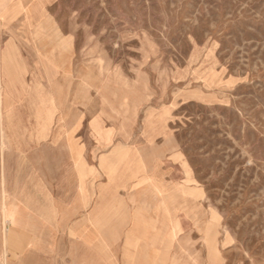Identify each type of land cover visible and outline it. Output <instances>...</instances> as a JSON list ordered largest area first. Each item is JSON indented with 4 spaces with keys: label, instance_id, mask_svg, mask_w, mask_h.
Masks as SVG:
<instances>
[{
    "label": "rangeland",
    "instance_id": "rangeland-1",
    "mask_svg": "<svg viewBox=\"0 0 264 264\" xmlns=\"http://www.w3.org/2000/svg\"><path fill=\"white\" fill-rule=\"evenodd\" d=\"M41 2L51 40H21L0 146L82 138L99 264H264V0Z\"/></svg>",
    "mask_w": 264,
    "mask_h": 264
},
{
    "label": "crops",
    "instance_id": "crops-1",
    "mask_svg": "<svg viewBox=\"0 0 264 264\" xmlns=\"http://www.w3.org/2000/svg\"><path fill=\"white\" fill-rule=\"evenodd\" d=\"M46 12L41 0H0V92L10 91L18 76L29 75V58H20L21 40L36 44L41 35L44 43L46 36L50 42ZM66 137L59 151L50 143L52 138L38 139L46 141L38 147L19 148L11 143L5 148L1 143L0 236L8 264H16L19 253L25 251L30 259L40 254L58 264H86L83 253H95V264H99L98 169L84 167L82 138ZM4 140L1 134L0 141ZM57 152L64 154L62 161L56 158ZM4 205L10 219L4 217ZM134 226L141 236L147 231L141 228V218ZM104 263L111 264L109 258Z\"/></svg>",
    "mask_w": 264,
    "mask_h": 264
},
{
    "label": "bare ground",
    "instance_id": "bare-ground-1",
    "mask_svg": "<svg viewBox=\"0 0 264 264\" xmlns=\"http://www.w3.org/2000/svg\"><path fill=\"white\" fill-rule=\"evenodd\" d=\"M10 212H8L7 210H6V214H5V218H11V213L9 214ZM14 222V221H13ZM15 226V225H14ZM8 227V226H7ZM15 228V227H14ZM11 231V230H10ZM13 235V234H12Z\"/></svg>",
    "mask_w": 264,
    "mask_h": 264
}]
</instances>
